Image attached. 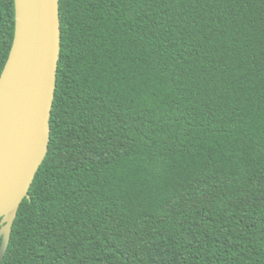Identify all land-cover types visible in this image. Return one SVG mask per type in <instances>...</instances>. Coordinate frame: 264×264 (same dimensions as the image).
Here are the masks:
<instances>
[{"label":"trees","instance_id":"trees-1","mask_svg":"<svg viewBox=\"0 0 264 264\" xmlns=\"http://www.w3.org/2000/svg\"><path fill=\"white\" fill-rule=\"evenodd\" d=\"M59 2L49 151L2 264H264V0Z\"/></svg>","mask_w":264,"mask_h":264},{"label":"water","instance_id":"water-1","mask_svg":"<svg viewBox=\"0 0 264 264\" xmlns=\"http://www.w3.org/2000/svg\"><path fill=\"white\" fill-rule=\"evenodd\" d=\"M14 1L15 36L0 76V118L5 107L15 112L11 138L0 144V264L19 208L49 151L61 53L59 0H20V17Z\"/></svg>","mask_w":264,"mask_h":264},{"label":"bare ground","instance_id":"bare-ground-1","mask_svg":"<svg viewBox=\"0 0 264 264\" xmlns=\"http://www.w3.org/2000/svg\"><path fill=\"white\" fill-rule=\"evenodd\" d=\"M17 8L18 16L20 17L23 12L22 2L20 0H17ZM0 120V144H3L5 140H9L11 138V133L13 132L15 123V112H13L9 107H5Z\"/></svg>","mask_w":264,"mask_h":264}]
</instances>
